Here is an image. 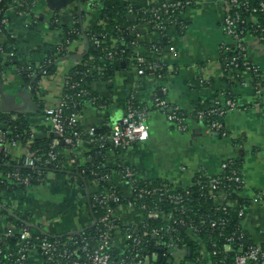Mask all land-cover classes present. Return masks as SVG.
<instances>
[{"label":"crops","instance_id":"crops-1","mask_svg":"<svg viewBox=\"0 0 264 264\" xmlns=\"http://www.w3.org/2000/svg\"><path fill=\"white\" fill-rule=\"evenodd\" d=\"M8 1L0 31V131L7 129L6 117L21 116L34 138L45 140L50 124L44 110L59 105L74 67L93 58L85 33L99 24L103 0ZM124 1L140 8L148 4V0ZM185 1L189 4L183 14L187 23L183 34L168 29L164 33L165 44L157 54L151 45L160 41L161 35L140 22L129 48L144 60L163 63L167 70L164 81L139 76L132 62L122 63L110 80L98 78L89 83L88 90L95 99L79 109L77 126L82 133L110 129L120 122L128 102L133 101L146 111L149 139L123 149L107 144L99 160L107 167H130L139 181L162 182L174 189L190 185L200 173L216 176L226 160L238 159L244 181L240 197L247 204L241 226L252 242L264 244V37L247 32L243 38L247 58L260 73V83L245 86L234 71L224 68L220 59V47L233 43L222 30L230 0ZM75 15H82L80 34L70 40L66 35L75 24ZM127 20L134 23L135 16L130 15ZM45 65H50V74L41 76L33 91L19 67ZM224 94H231L237 107L223 117L225 134L221 135L208 131L194 113L212 106ZM157 99L181 110L184 131H179L154 107ZM30 144H8L7 154L12 161L20 162L30 151ZM60 153L64 155L60 171L47 172L39 184L0 193V236L28 237L36 232L64 236L92 225L90 193L97 188L85 177L71 175L69 168L70 158L85 165L94 162L96 156L84 138L73 151ZM109 184L122 197L131 196L130 185L117 173H111ZM16 209L27 213L28 227L32 229H17L12 224L9 217L16 214ZM116 218L122 229L115 231L113 246L122 250L126 241L124 229H136L144 216L142 210L124 206ZM185 257L182 248L170 260L179 264ZM26 264L49 263L39 253L31 252Z\"/></svg>","mask_w":264,"mask_h":264},{"label":"trees","instance_id":"trees-1","mask_svg":"<svg viewBox=\"0 0 264 264\" xmlns=\"http://www.w3.org/2000/svg\"><path fill=\"white\" fill-rule=\"evenodd\" d=\"M237 1V4H229L228 13L232 17L234 15H239L242 18V22L238 23L236 28L241 32L240 38L244 46L243 38L247 32L264 37V30L261 29L262 27L254 28L253 24L246 20L248 15H250V10L258 8L259 3L263 0ZM182 2L185 3V0H182ZM21 4V7L24 9L25 2H22ZM8 5V0H0V31L3 28V13ZM184 5L185 4L175 9H168L167 13L164 12V9L157 11L162 18L163 26H165L160 41L154 42L151 45V49L154 47L153 49L157 50V54L165 44L164 40L166 38H164V33L168 29L173 28L178 35L185 32L187 23L183 20L185 10ZM160 6V3H155L148 7L140 8L130 5L124 0L102 1L99 24L96 25L90 32L85 33V36L91 45L90 52L93 58H86L82 60L74 67L72 73L66 80L64 95H66L67 98L64 100L65 107L63 109V117L64 124L67 128V134L76 128L81 134V139H86L87 134L82 133L77 125H72L69 118L72 114H77L79 109L85 103L95 99V97L88 90V85L92 80L99 78L104 81H108L112 77L114 70L118 69L122 63L134 62L136 54L130 51L129 48L134 43L135 36L137 34L135 26L140 22L146 23L155 33L156 31L152 29V26L156 23L153 11L154 8L157 10ZM130 15L135 16L134 23L127 20V17ZM255 16L259 24L263 26V13L257 12ZM74 18L75 24L66 35L70 40L78 37L80 34L82 15H75ZM93 39L97 40V45L94 44ZM109 52L113 53L111 57H108L107 55ZM233 57L236 58L235 61L238 63L240 70H242V63L244 59L239 55V53H237L236 44H225V46L220 47V59L226 70L230 69L228 64ZM154 61L144 60V64L149 65ZM49 66L50 65H45L40 68L24 66L19 67V71L34 91V88L38 86L41 76L50 74L51 69ZM240 72L241 71H239V73H235V76L238 80L243 81L244 77ZM163 73L167 74L166 66H164ZM251 76L252 79L249 84L251 83L255 86L260 83L259 71L251 74ZM226 99L234 102L235 108L237 107V102L231 94H224L222 99L216 101L218 102L217 106H222ZM132 103L134 106H137L133 101ZM214 103L212 106L200 108L196 111L209 109L213 107ZM179 114L182 118H184L181 110H179ZM214 119L217 118H207L203 123L204 127L209 128L210 123ZM222 119H219V121L222 122ZM5 122L7 129L2 132H4L8 140L22 143L30 140L31 131L23 117H6ZM95 133L97 135H106L109 133V129H96ZM56 139L57 137L51 132L49 133V137L45 140L33 138L31 139L30 151L37 155L46 154L50 150L51 144ZM105 145L99 147L95 143L90 144L92 152L96 156L95 161L85 165L78 163L72 165L69 168L71 175L80 179L85 177L88 181H91V183L98 182L100 185L107 187L109 179L111 178V173H118L122 167L127 166L118 165L113 168L105 166L103 162L99 160L100 152ZM74 149L75 146H67L61 140H58L55 146V151L58 153L56 161L45 164L43 160L44 157H42L39 162L34 164L33 167H26L23 164V160L20 162L12 161L4 150H0V173L3 174V178H0V193L5 191L11 192L14 189H25L39 184L47 172L61 170L64 155L60 152L66 150V152L69 153V151H73ZM224 163L227 167L223 169L220 174L213 177L206 176L202 173L197 174L190 185L183 189L171 191L172 194L178 195L182 198L181 202H174L169 198L160 197L158 193L141 199L137 198V193L141 190L159 189L164 185L171 187L170 185L162 182L146 183L138 180L135 182L136 192L127 199L122 197L116 189L117 196L119 197V202L116 205L122 206L131 202L135 208L142 210L144 220L143 223L139 225L135 233V235L139 238V245L135 246V244H132L131 241H128L129 248L123 251L112 247L109 249L112 259L114 261H118L123 257L137 254L139 257L148 258V264H169L167 261L170 260L171 256L166 253L164 246L158 245V242H164V240L166 242L168 240H172L179 249L185 247L189 251V255L187 254L184 260L179 264H204L205 260L202 252H204L207 256L214 254L213 259L222 261V264H230L236 253H238L239 247L244 250L247 246L259 245L263 249L264 244L252 242L243 231L241 226L243 217L238 215V211L243 210L245 213L247 204L240 197V192L242 190L241 187L238 184L227 180V178L232 176L233 173H237L238 175L241 173V163L238 159H229ZM13 173H18L21 177H29L30 179L28 184L26 185L23 182L6 177L7 174ZM97 176L106 179L98 181ZM215 177L223 179L227 199L226 202L228 200H233L236 202L237 206L234 208L228 207L226 211H224L221 209V206H226L227 203L224 202L219 204L216 200H212L210 198L209 181L211 178ZM99 192H101V190L97 189L90 193V207L93 215L92 225L87 226L78 233L64 236H52L36 232V234L28 237H21V235L0 236V264H26V261L17 260L21 249L26 248L28 251H31L37 248L41 237H45L49 242H55L59 245L66 242L69 237L77 240L78 243L82 237L88 238L91 243L96 242L101 234L100 232L102 231V223H100V219L103 216L104 211L98 205L92 203V196L93 194H97ZM150 212L160 213V216L148 218L147 216ZM15 213V215L9 217V220L17 229H32L31 226L28 227L30 224V218L27 213H22L19 209H16ZM165 216H169L172 222H166ZM112 224L116 227L115 230L110 231L113 237L115 231L118 228L122 229V227L120 226L117 218L113 219ZM181 226H184L185 229H181ZM166 227H170L168 232H166ZM124 230L127 232V228ZM153 231H156V233H153ZM66 249L71 250L73 247L67 246ZM157 249L161 250L162 261L160 263L153 260L154 257L159 256V253L156 251ZM41 257L45 260L44 256L41 255Z\"/></svg>","mask_w":264,"mask_h":264},{"label":"built area","instance_id":"built-area-1","mask_svg":"<svg viewBox=\"0 0 264 264\" xmlns=\"http://www.w3.org/2000/svg\"><path fill=\"white\" fill-rule=\"evenodd\" d=\"M160 3V8H154V19L156 23L152 26V29L156 31L157 34L162 35L164 31L163 21L161 16L157 13L158 10L164 9V12H168V9H175L183 4H185V8L189 4L187 1L185 3L182 0H148V4L146 7ZM183 3V4H182ZM229 3L237 4V0H231ZM184 8V9H185ZM257 12H261L264 15V0L261 1L258 5V8H253L250 10V15L247 17V21H251L250 23L253 24L254 28H260L264 30V25L262 26L256 20L255 14ZM4 21L2 20V23ZM242 22V18L239 15H234L233 17L229 15L228 11L224 16L223 23H222V30L224 34L229 37L233 44H236V51L239 55L244 59L242 63V70H240L238 63L235 61L236 58L233 57L229 62V70L234 71V73H242L244 80L242 84L247 86L252 79L251 74L258 71V68L254 66L247 58L246 49L241 42V32L237 30L236 25ZM94 40V44H98L96 39ZM225 46L222 45V47ZM153 51H157L153 49ZM108 57H111L113 53L109 52ZM132 64L135 66L137 73L139 76H150L157 81H164L166 74L163 73L164 64L160 61H154L153 63L147 65L144 64V59L135 56L134 62ZM75 87V86H72ZM84 92V91H83ZM67 98L66 95L63 94L61 102L59 105L52 109H45L44 114L46 120L50 124V132L53 133L57 139L51 144L50 150L46 154L37 155L34 152L27 151L23 157V164L26 167H33L35 163L39 162L42 157H44V163L48 164L50 162L56 161L58 153L55 151V146L58 140H61L67 146H76L78 142L81 140V134L77 131L76 128L73 129L69 134H67V128L64 124V117H63V109L65 107L64 100ZM94 100V99H92ZM91 100V101H92ZM218 102H215L213 107L206 109V110H198L195 113V118L201 122L202 124L206 121L207 118H217L214 119L208 131H215L219 132L221 135H224V126L223 123L219 121L222 119L227 113L233 111L235 109V103L231 100L226 99L223 102L222 106H217ZM154 107L161 110L166 119L174 124L179 131H184L186 129L184 118L179 114V108L176 106L170 105L164 99H157L154 103ZM146 111L141 109L137 106H134L132 101L130 100L127 104L126 112L121 118L120 122L109 129V133L106 135H97L95 133V129L89 130L86 134V140L89 144H97L99 147H102L105 144H110L114 148H126L136 143H142L149 139V127L146 124ZM76 114H72L69 118V121L72 125H77ZM34 136L31 133L30 140L33 139ZM17 141L8 140L4 132L0 131V150H4L7 152V145L14 146ZM71 165L77 164L76 158H70ZM227 165L223 163L221 165V169H225ZM117 175L124 181L128 182L131 187V195L136 192L135 182L138 181L135 177V173L133 169L130 167H122L120 171H118ZM6 177L12 178L16 181L23 182L24 184H28L29 177H21L18 173L7 174ZM98 177V176H97ZM0 178H3V174L0 173ZM106 178L98 177V181L105 180ZM228 181L238 184L241 189L244 188V181L242 178V173H233L232 176L227 178ZM109 183V182H108ZM210 198L212 200H216L217 203H227L226 206H221V209L226 211V209L234 208L237 206L236 202L233 200H228L226 202V195H225V186L223 184V179L215 177L211 178L210 181ZM94 187L101 192L97 194H93L92 196V203L98 205L100 208L103 209L104 214L100 219V223H102V231L100 232V236L98 237L97 241L91 243L90 240L86 237H82L78 243L77 240L69 237L68 240L61 245L55 242H49L47 238L41 237L39 239V245L37 248L28 251V249L24 248L21 249L19 256L17 258L18 261H26L29 254L31 252H38L42 256L45 257V261L49 264H148V258L146 257H139L137 254L132 256L123 257L118 261H114L111 257L109 249L113 246V239L112 234L110 233L111 230H115L116 227L113 226L112 222L113 219L116 218V214L121 207H127L129 209L135 208V206L130 202L126 203L125 205H116L119 202V197L117 196L116 188L112 185H107L104 187L100 185L98 182L93 183ZM176 189L172 187H168L164 185L162 188L159 189H145L141 190L137 193V198L141 199L146 196H151L153 194H159L160 197H166L174 202H181L182 198L178 195L172 194L171 191H175ZM244 211L239 210L238 215L243 217ZM160 216V213L157 212H150L148 214V218ZM166 217V222H172L169 216ZM144 220V218H143ZM142 220V223H143ZM168 225V224H167ZM139 227V226H138ZM137 227V228H138ZM184 227V226H183ZM136 229H128L125 232V246L122 249H128V241H131L132 244L135 246L139 245V238L135 235ZM166 232L170 230V227H166ZM156 233V231H153ZM40 237V235H39ZM158 245L164 246L166 253L169 254L171 257L174 252L179 249L175 244L174 241L168 240L167 242L164 240L158 242ZM61 246V247H58ZM67 246L73 247V249H66ZM65 248V249H64ZM227 249V248H226ZM205 263L204 264H222V261L213 259L214 254L211 256H207L204 252H202ZM230 264H264V248L250 245L246 248H238V253L234 256L232 262Z\"/></svg>","mask_w":264,"mask_h":264},{"label":"water","instance_id":"water-1","mask_svg":"<svg viewBox=\"0 0 264 264\" xmlns=\"http://www.w3.org/2000/svg\"><path fill=\"white\" fill-rule=\"evenodd\" d=\"M181 229H185V227H183V226H181ZM158 253H159V256H158V263H160L161 261H162V255H161V250L160 249H157L156 250ZM183 252H184V255H189V251L184 247L183 248ZM169 264H171L172 263V260H168L167 261Z\"/></svg>","mask_w":264,"mask_h":264},{"label":"rangeland","instance_id":"rangeland-1","mask_svg":"<svg viewBox=\"0 0 264 264\" xmlns=\"http://www.w3.org/2000/svg\"><path fill=\"white\" fill-rule=\"evenodd\" d=\"M153 260L156 261V257H154Z\"/></svg>","mask_w":264,"mask_h":264}]
</instances>
